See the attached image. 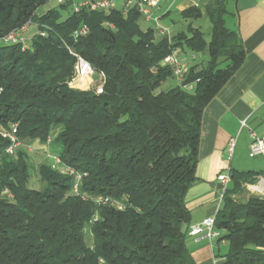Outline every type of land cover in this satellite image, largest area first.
I'll use <instances>...</instances> for the list:
<instances>
[{"label": "trees", "instance_id": "obj_1", "mask_svg": "<svg viewBox=\"0 0 264 264\" xmlns=\"http://www.w3.org/2000/svg\"><path fill=\"white\" fill-rule=\"evenodd\" d=\"M50 1L0 0V38L37 25L26 49L0 44V133L61 148L52 154L61 172L40 165L45 187L37 191L27 185V152L6 154L10 141L0 134V264H196L186 196L197 181L202 117L245 57L225 25L228 0L204 7L208 40L192 26L203 15L193 6L179 13L186 31L159 41L157 31L140 30L136 8L73 13L68 2L58 5L65 16L56 8L39 15ZM82 26L88 32L73 39ZM66 47L102 76L100 94L69 87L75 58ZM178 48L208 59L163 89L174 79L162 60ZM257 175L229 169L214 214L216 243L227 249L221 264H264V198H234Z\"/></svg>", "mask_w": 264, "mask_h": 264}, {"label": "crops", "instance_id": "obj_2", "mask_svg": "<svg viewBox=\"0 0 264 264\" xmlns=\"http://www.w3.org/2000/svg\"><path fill=\"white\" fill-rule=\"evenodd\" d=\"M208 2L209 0H176L170 8L166 2L163 12L169 16L173 6L178 13L195 6L203 13ZM227 10L229 15L225 19V25L239 35L245 57L240 68L203 113L199 162L195 173L197 181L190 187L186 196V207L191 215L188 230L213 216L220 206L221 186L217 176L232 169L259 174L255 177L256 182L264 179V156H259L260 158L246 168L239 160L237 166L232 164L234 155L240 156L242 152L248 154L249 131L264 137V0H228ZM187 51L180 48L175 51L177 56H185L182 65L186 71L193 66H204L202 62H197L196 55L195 59H192L193 52L186 55ZM242 121L246 123L244 128L241 127ZM232 139L236 142L233 155L229 158L226 149ZM257 185L244 186L253 190L257 189ZM261 186L258 191L255 190L256 194L263 191ZM188 241L187 246L196 264L223 262L218 256L221 255L219 247L226 245L225 242L217 244L216 240L210 242L202 236H188Z\"/></svg>", "mask_w": 264, "mask_h": 264}, {"label": "built area", "instance_id": "obj_3", "mask_svg": "<svg viewBox=\"0 0 264 264\" xmlns=\"http://www.w3.org/2000/svg\"><path fill=\"white\" fill-rule=\"evenodd\" d=\"M57 5H63L65 3L71 4V9L73 13H79L81 10H88L90 12H109L112 10H117L121 12L122 15H126L129 10L132 8H136L138 13L141 15V18L146 22L158 23L159 18L154 16L155 12L160 9L161 4L169 3L170 6L176 0H52ZM119 8L117 7V4ZM110 26V25H109ZM30 27L34 29L37 27L36 24H32L27 22L23 26L18 29L11 31L6 36L0 38V44H16L21 43L22 49H26L28 47L29 37L26 39L24 35L27 33ZM157 34L159 35H167L168 30L162 29L160 27L157 28ZM88 32L86 26H82L80 29L73 33V39H78L80 36L85 35ZM40 36H45V32H39ZM69 54L75 58L73 76L71 81L69 82V87L80 90H89L92 88V78H93V69L88 62H86L81 56L72 52L68 47H66ZM192 59H195V55H192ZM162 65L168 67L171 70V74L173 79L178 84H182L186 70L183 68L182 63L178 59V56L173 52L172 54L166 56L162 60ZM102 79V76H100ZM185 89L190 90L191 86H184ZM95 89V93L100 94L102 92V86H99ZM1 91V89H0ZM241 127H246L245 121L241 122ZM15 130H12L11 133L1 132V136L3 138H7L10 141L9 146L5 149V153L8 155H12L16 148L21 143L14 136ZM250 136V144L248 147V156L249 158H256L259 156H264V137L257 136L253 131H249ZM235 139L229 141L226 149V153L229 158L232 157L234 147H235ZM49 143V139L47 140ZM55 165L59 164V161L53 158ZM69 175L74 176L76 182L79 181V175L75 174L73 170H65ZM217 180L221 186V197L226 187L230 182L229 170L226 173L220 174L217 176ZM74 192L77 193V184L74 185ZM100 202L102 204H108V199H101ZM112 206H115L116 209L121 210L122 206L120 204L111 203ZM218 209V208H217ZM217 211V210H216ZM216 213V212H215ZM96 220V217L93 221ZM189 237H205L210 242L216 240L218 238V233L214 230V215L204 219L200 224L192 226L188 230Z\"/></svg>", "mask_w": 264, "mask_h": 264}, {"label": "rangeland", "instance_id": "obj_4", "mask_svg": "<svg viewBox=\"0 0 264 264\" xmlns=\"http://www.w3.org/2000/svg\"><path fill=\"white\" fill-rule=\"evenodd\" d=\"M119 3L117 4V7L119 8ZM167 4H161L160 6L162 7V9L157 10L154 14V16L156 18H159L158 23H149L146 22L143 19H140L139 21V27L140 30L142 32H146L148 29H153V30H157L158 27L162 28V29H166L168 30V34L167 35H159L157 34L155 37V41H159L160 39H162L163 37L169 38V40L175 36L177 33L180 32H185L186 28L188 26L189 21L184 20L180 17L179 13L177 12V10L175 9V6H173L171 8V12L169 16H165L164 15V7ZM57 9L59 11V13L62 16H65L66 11L59 9L58 5L54 2V1H50L47 4L43 5L42 7L38 8L37 13L40 15L42 13H45L47 10L49 9ZM202 9V7H201ZM192 26L197 27L200 29V31L205 35L206 39H209V33L211 30V25L210 22L208 20V18L205 16L204 11H203V15L200 19L192 21ZM27 33L29 35H27ZM27 33L24 35V37L26 39H28L27 37H29V39L32 38V36L34 35V28L30 27L29 30L27 31ZM30 45V42H29ZM175 53V51H174ZM191 52L187 51L185 54L189 55ZM206 51H204L202 53V55L200 53L196 54L197 58V62H202V64L204 65V63H206L205 61L207 60L206 55L205 54ZM176 54V53H175ZM207 54V53H206ZM177 55V54H176ZM178 59L180 60V62L182 63V61L185 59L184 55L178 56ZM176 82L174 80H168L163 86V89H167L170 86L175 85ZM102 85V79L100 78V76H98L97 74H93V79H92V88H97L99 86ZM56 132H54L55 134ZM53 134V135H54ZM20 148H24V150L27 152L28 155V160L30 162V167L28 169V187L37 191H41L42 189H44L45 187V183L41 180L39 173H38V167L42 164H47L50 165L52 167H55L56 170H58L59 172H61L59 165H55V162L53 160V155H57L60 151L61 148L59 146L53 147L50 146V141L49 143H45V144H41L39 141H30V142H26V143H20L19 146L16 148L20 149ZM261 157V156H260ZM260 157H256V158H249L248 154H246L245 152H242L240 156L234 155V158L232 159V164L237 166V161L239 160L240 162H242L245 168L247 166H249L251 163H254V160H257ZM223 173H226L223 172ZM262 182V183H261ZM263 188V191H261L260 193H255V190L258 191V189L260 188L259 185ZM252 186H256L257 185V189H249L246 186H243L239 192L237 194L234 195V198L238 201H244L247 199V196H257V197H263L264 198V179H260L256 182V179L254 181L251 182ZM259 186V187H258ZM256 191V192H257ZM254 192V193H253ZM262 193V194H261ZM85 241L88 245H90L92 243V238H91V234L90 232L87 230V232L85 233ZM189 244L188 241V237H187V245ZM220 254L223 255L224 253H226V245L220 246ZM215 251H217V248L215 246Z\"/></svg>", "mask_w": 264, "mask_h": 264}]
</instances>
